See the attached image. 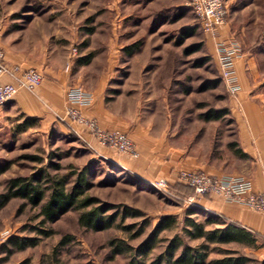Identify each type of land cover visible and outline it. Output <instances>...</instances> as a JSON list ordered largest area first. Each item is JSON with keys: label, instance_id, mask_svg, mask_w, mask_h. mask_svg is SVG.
<instances>
[{"label": "rangeland", "instance_id": "rangeland-1", "mask_svg": "<svg viewBox=\"0 0 264 264\" xmlns=\"http://www.w3.org/2000/svg\"><path fill=\"white\" fill-rule=\"evenodd\" d=\"M225 5V31L239 40L240 53H264V0H225ZM211 41L187 0H0V47L18 50L31 68L49 65L86 84H102L108 100L119 101L120 107L155 125L166 123L177 149L187 144L195 152L209 141L221 146L227 133H233L228 109L234 98L221 82ZM223 110V117L210 118ZM25 117L10 104L0 108V195L8 191L12 178L41 171L53 177L68 175L72 181L83 170L91 184L86 195L116 207L109 213L118 211V218L116 226L94 232L78 224L85 208L50 223L43 221L39 207L12 198L0 206V264H129L128 254L113 255L109 242L136 246L162 217L174 216L178 227L160 233V238L182 234L187 216L203 222L206 230L222 227L220 219L199 210L189 215V207L92 156L64 131L61 121L42 123L35 118L34 126L19 130ZM124 207L142 215L132 217ZM127 225L132 227L125 229ZM142 226L144 232L136 236ZM10 237L36 238L38 243L14 250L6 244ZM184 240L193 246L201 242ZM163 247L158 243L144 264ZM210 249L208 259L230 249L264 262L260 241L254 247L227 243Z\"/></svg>", "mask_w": 264, "mask_h": 264}, {"label": "crops", "instance_id": "crops-1", "mask_svg": "<svg viewBox=\"0 0 264 264\" xmlns=\"http://www.w3.org/2000/svg\"><path fill=\"white\" fill-rule=\"evenodd\" d=\"M209 38L214 46L215 40L210 36ZM218 38L234 40L225 31V25L221 27ZM234 41L239 45L234 69L240 88L236 95H231L234 100L228 109L233 116V133H227V139L221 146L209 141L208 146L195 152L187 144L177 149L170 143L172 135L166 123L155 125L152 121L135 115L133 111L130 113L127 108L119 106V101L106 98L102 84H86L85 81L75 80L70 73L65 74L49 65L38 68L43 79L35 94L19 90L6 104L42 123L57 122V115H61L67 106L66 92L70 87L82 84L90 95V104L81 108L82 115L96 119L103 130L124 131L138 152L136 158L119 154L110 147L98 144L82 126L72 123V127L81 135V138H77L69 126L65 125V132L75 136L81 143L83 138L91 145L87 149L92 156L129 173L137 182L164 179L172 193L181 199L193 195V191L178 180L181 170L219 177L242 176L250 182L253 192H264V53L259 49L256 57L241 54L239 40ZM0 49L4 52V60L8 65L31 68L28 58L12 46ZM3 80L9 81L7 77ZM193 201L190 205L184 202L176 204H184L185 208H195L224 223H232L247 230L255 238V243L260 241L264 244V214L254 213L242 204L224 201L215 195L196 197Z\"/></svg>", "mask_w": 264, "mask_h": 264}, {"label": "trees", "instance_id": "trees-1", "mask_svg": "<svg viewBox=\"0 0 264 264\" xmlns=\"http://www.w3.org/2000/svg\"><path fill=\"white\" fill-rule=\"evenodd\" d=\"M226 114L225 111L215 112L210 118L219 119ZM35 118L25 117L18 125L19 130L23 131L34 126ZM110 164V163H109ZM110 166L114 167L112 164ZM69 186V187H68ZM91 186L85 175V171H79L74 180H70L68 175L53 177L49 174L38 171L30 177H16L9 181L8 191L0 195V206L7 203L12 198H21L27 201L32 207H39L40 216L44 222H55L61 215L70 210H80L78 224L91 231H104L116 226L118 211L110 204L99 203L96 198L86 195L87 188ZM169 187V186H168ZM171 190V187H169ZM172 191V190H171ZM169 199L175 203L169 197ZM117 210V209H116ZM123 212L128 211L132 217L141 216L140 211L124 207ZM196 211L195 208H188L187 214L191 215ZM124 216V215H123ZM122 216L121 220L124 219ZM221 228L205 229L203 222H196L187 216L181 227V233H175L168 239L160 238L159 234L173 230L178 227L177 219L168 215L160 218L151 229V233L139 242L136 246H130L123 240H111L109 247L113 255L128 254L129 264H144L147 257L152 254L158 243H164V247L154 254L148 264H264V262L254 261L251 258L239 254L235 251L220 250L221 257L208 259L211 252L210 245L234 243L248 247L256 245L255 238L245 229L232 223L222 222ZM132 226L127 225L125 229ZM144 226L139 228L138 234L144 231ZM43 234V231H40ZM189 240H201L197 245H189L184 238ZM69 238L59 242V245L66 243ZM36 238L10 237L6 244L14 250H23L37 245ZM11 253V249H7ZM57 261V259H56Z\"/></svg>", "mask_w": 264, "mask_h": 264}, {"label": "built area", "instance_id": "built-area-1", "mask_svg": "<svg viewBox=\"0 0 264 264\" xmlns=\"http://www.w3.org/2000/svg\"><path fill=\"white\" fill-rule=\"evenodd\" d=\"M187 5L193 12L201 31L213 38L214 55L219 69L222 84L232 96L237 94L240 85L237 81L235 60L239 45L237 41L219 39V31L224 26L228 11L225 0H187ZM7 77L9 81H4ZM43 76L35 68H22L20 65H8L4 60V52L0 49V108L10 102L19 90L35 94L42 83ZM67 106L57 119L69 126L70 131L81 138L72 123L80 125L83 130L92 135L98 144L110 147L119 154L136 158L138 152L128 135L120 130H103L96 119L82 115L81 108L90 104V95L80 86L70 87L66 92ZM84 146L91 148L87 141L81 139ZM178 180L193 191L192 196L180 198L172 193L169 184L164 179L144 181L142 184L154 188L163 196L174 201L193 204L194 198L215 195L222 200L242 204L252 212L264 214V192H253L252 185L244 177H219L203 172L181 170Z\"/></svg>", "mask_w": 264, "mask_h": 264}]
</instances>
